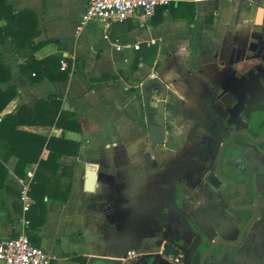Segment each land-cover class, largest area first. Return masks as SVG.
<instances>
[{"label":"crops","instance_id":"obj_1","mask_svg":"<svg viewBox=\"0 0 264 264\" xmlns=\"http://www.w3.org/2000/svg\"><path fill=\"white\" fill-rule=\"evenodd\" d=\"M9 3L15 11L30 9L38 16L41 33L34 41L47 42L35 50V58L61 53L72 62L66 80L32 81L20 69L26 58L12 38L0 44L12 71L0 87L17 89L2 115L21 106L33 109L40 99L50 102L55 96L80 126H17L78 145L72 148H78L77 154H61L57 166L50 163L43 170L54 197L45 195L47 212L31 237L48 264H86L94 258L104 259V264H179L176 258L186 261L193 244L200 254L215 239L237 235L226 189L212 174L204 177L197 171L199 162L185 163L181 155L219 149L222 138L209 128L205 103L221 97L216 112L227 120L229 109L222 96L240 97L264 77V0H173L150 18L137 16L111 25L82 23L87 0ZM4 24L1 19L0 26ZM143 44L156 45L155 54ZM155 78L167 85V95L163 99L159 83L148 86L147 109L143 85ZM171 97L181 103L168 111ZM197 118L204 125L192 127L189 147H182L177 134L184 135ZM151 124L164 126L163 143L152 141ZM173 126L176 132H171ZM208 139L210 146L200 145ZM8 145L0 136V160L8 169L0 185V239L18 236L34 203L31 197L23 202V189L30 190L41 168L29 158L23 175L16 173L19 157ZM48 155L45 148L40 157L46 160ZM187 175L189 180L182 183ZM257 184L264 209V177ZM40 215L38 208L36 217ZM167 243L180 250L178 256L166 252ZM129 250H135V256L128 255ZM254 258L248 253L222 264H253Z\"/></svg>","mask_w":264,"mask_h":264},{"label":"trees","instance_id":"obj_2","mask_svg":"<svg viewBox=\"0 0 264 264\" xmlns=\"http://www.w3.org/2000/svg\"><path fill=\"white\" fill-rule=\"evenodd\" d=\"M4 19L5 24L0 26V44L7 41L8 38H12L15 45V49L19 55L26 58V62L20 65V69L25 74H30L32 81H38L43 78H49L51 80H66L69 74L72 72V62L63 57L61 53H57L47 58L37 59L34 56L35 50L40 48L46 42L36 43L34 39L41 33L39 19L37 14L30 10L24 9L21 11H15L9 0H0V20ZM147 51L151 50L155 54L157 50L156 45L143 44ZM141 53V51H140ZM62 60H68L67 66L62 68ZM12 71L11 67L5 62L4 56L0 53V82H7L11 79ZM17 89L15 86H10L7 89L0 87V136L10 141V148L19 157V161L15 168L16 173L22 174V168L30 160L29 158L39 161L40 172L35 179L30 183L29 196L34 200L33 205L30 207V211L27 213V219L30 221L28 228V235L31 241L36 245L37 243L31 237L32 231H37L40 224L44 221L45 214L47 212V203L44 201L46 194L53 196L52 191L47 190V179L43 173L44 167H51L50 163L55 166L57 158L61 154H77L76 150L72 149L78 146L76 142L31 133L29 131L17 129L18 125H35V124H51L63 128H72L79 130L80 126L77 122L76 116L73 113L65 112L61 109L62 103L59 100L53 99L49 102L44 99H40L35 108L28 106H21L12 111L2 115L6 106L16 97ZM167 104V110L181 103V100L173 99ZM47 148L49 155L46 160L41 159L43 150ZM14 153V154H15ZM36 155V156H31ZM31 156V157H30ZM3 161L0 160V185L4 182L8 169L5 167ZM69 192V189H68ZM54 197V196H53ZM67 195L62 199L66 201ZM41 208V215L36 217L37 209ZM36 218H34V216ZM37 219V220H36ZM39 221V222H36ZM38 246V244H37ZM166 252L174 255H179L180 250L175 246L167 243L165 246Z\"/></svg>","mask_w":264,"mask_h":264},{"label":"flooded vegetation","instance_id":"obj_3","mask_svg":"<svg viewBox=\"0 0 264 264\" xmlns=\"http://www.w3.org/2000/svg\"><path fill=\"white\" fill-rule=\"evenodd\" d=\"M263 56H261L262 58ZM255 86V87H254ZM216 100H215V99ZM213 99H209L205 103L206 114L211 120L209 126L213 134H217L222 138V144L219 149L214 148V153L201 152L198 154H190L188 151H184L185 155H181L186 163L189 160H195L200 163L197 171L205 175L212 174L216 180L220 183L221 189H226L224 195L228 199V205L233 211L231 219L236 226L237 235L230 237V235L222 236L220 238H226L230 240H236L241 228L249 221L253 216V211L250 209L236 210L230 205V199L233 196L240 194L237 187L231 185L226 180H222L217 176L219 152L224 141L230 136V134L236 130H245L252 137L259 138L264 134V77H261L253 83L252 88H248L242 96H238L234 93H229L227 96H222V102L226 104L229 109L228 118L224 120L218 112H216V101H220L221 97L217 95ZM260 104L259 109L255 112H249V115H245V111L248 106ZM204 122L201 118L195 119L193 123L185 130L183 135L181 146L189 147V139L193 133L192 127H201ZM237 139H242L238 142ZM202 146H210L212 141L210 139L206 141ZM196 146V145H194ZM199 147V145H198ZM264 139L260 142H254L251 137L246 135H237L226 146L222 155L221 170L225 177L233 180L234 182L243 185L245 187L244 197L235 203L239 204H252L257 209V216L255 217L250 229L246 232L245 238L239 248L231 249L218 247L216 251L207 259L205 264H222L228 258L241 259L246 258L249 254L255 255L253 264H264V209L258 203L259 196L257 190V183L264 177ZM182 169H186L190 172L189 166L184 165ZM243 176V177H242ZM188 175L184 182L188 181ZM193 180V179H191ZM216 240V239H215ZM227 252V257L223 259L224 253ZM203 253V252H202ZM200 254H194L191 259V264H200ZM199 255L198 257H196ZM178 263L186 264L185 258H178Z\"/></svg>","mask_w":264,"mask_h":264},{"label":"built area","instance_id":"obj_4","mask_svg":"<svg viewBox=\"0 0 264 264\" xmlns=\"http://www.w3.org/2000/svg\"><path fill=\"white\" fill-rule=\"evenodd\" d=\"M173 0H87L82 23L99 21L106 25L123 22L137 16L152 17L157 8L168 5ZM244 1V0H230ZM62 68L67 66L62 60ZM29 188L23 189L22 200L28 202ZM30 221L23 219L18 236L0 239V264H48L49 259L43 249L35 245L29 235ZM135 250H129L128 255L135 256ZM178 261V258H176Z\"/></svg>","mask_w":264,"mask_h":264},{"label":"water","instance_id":"obj_5","mask_svg":"<svg viewBox=\"0 0 264 264\" xmlns=\"http://www.w3.org/2000/svg\"><path fill=\"white\" fill-rule=\"evenodd\" d=\"M255 46V45H254ZM154 83H159L162 87H163V99L166 98L167 95V85L159 78H155L152 79L148 82H146L143 85V93H144V98H145V105L146 108L148 109V101H147V87L154 84ZM164 105V103H163ZM260 104H256V105H250L247 107L246 111H245V115H249V112H255L259 109ZM163 111H164V106H163ZM248 135L249 137H251V139L258 143L261 140L264 139V134L259 137V138H255L252 137L247 131L245 130H239L236 129L234 130L230 136L224 141L221 150L219 152V162H218V169H217V176L219 177V179L221 178L222 180H226L228 183H230L231 185L237 187L240 191V194L237 196H233L230 199V205L233 207V209L236 210H246V209H250L253 211V216L249 219V221H247L244 226L241 228V231L237 237L236 240H230V239H226V238H220V239H216L214 241H212L210 243V245L203 251L201 258H200V264H205V262L207 261V259H209V257L216 251V249L218 247L223 246L224 248H231V249H235V248H239L241 243L243 242L244 238H245V234L246 232L250 229L255 219V217L257 216V209L254 205L252 204H239V205H235L236 202H238L239 200H241L244 195H245V187L243 185H240L236 182H234L233 180L225 177L222 173L221 170V160H222V155L225 151L226 146L231 142V140L236 137L237 135ZM150 137L152 139V141L156 142V143H163L164 139H165V129L164 126H160V125H156V124H151L150 125ZM171 226V225H169ZM200 250H198L197 248V244H193L191 246V248L188 250L187 255H186V264H191V259L193 257L194 254L199 253ZM227 257V252L224 253L223 255V259ZM86 264H104V259L101 258H94V259H90Z\"/></svg>","mask_w":264,"mask_h":264},{"label":"rangeland","instance_id":"obj_6","mask_svg":"<svg viewBox=\"0 0 264 264\" xmlns=\"http://www.w3.org/2000/svg\"><path fill=\"white\" fill-rule=\"evenodd\" d=\"M182 129H183V128H182ZM172 131L176 132V131H177V128H175L174 126L171 127V132H172ZM183 132H184V131H182V133H180V136L177 134L178 137H181L180 140H178V141H181V139H182V135H183ZM178 139H179V138H178Z\"/></svg>","mask_w":264,"mask_h":264}]
</instances>
